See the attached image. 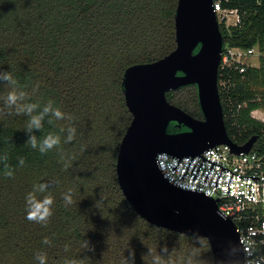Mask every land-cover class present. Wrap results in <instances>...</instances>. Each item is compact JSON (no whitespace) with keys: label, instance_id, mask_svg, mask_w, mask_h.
I'll list each match as a JSON object with an SVG mask.
<instances>
[{"label":"trees","instance_id":"trees-1","mask_svg":"<svg viewBox=\"0 0 264 264\" xmlns=\"http://www.w3.org/2000/svg\"><path fill=\"white\" fill-rule=\"evenodd\" d=\"M177 5L178 0H0V72H11L28 93L26 103L42 108L52 101L73 117L53 124L45 118L43 132L35 135L61 136L60 150L46 154L26 145L27 116L13 110L0 118V155L8 154L14 171L7 177L0 164V264H39L38 253L47 264H123L132 259L130 249L135 264H150V257L142 259L148 248L176 249L177 257L191 251V236L152 225L132 208L116 171L133 118L124 73L176 48ZM223 7L237 9L241 19L236 26L220 25L225 45L255 49L259 60L243 73L238 64L219 71L226 127L238 145L258 136L254 150L264 155V122L253 116L264 109V0H227ZM11 90L0 79V107ZM167 98L202 118L196 86L168 92ZM68 126L76 128V137L64 143L67 133L60 129ZM48 182L54 205L44 226L26 218V201L34 185ZM68 193L71 204L64 200ZM84 240L94 251L83 247ZM202 251L205 259L212 256L208 240Z\"/></svg>","mask_w":264,"mask_h":264},{"label":"water","instance_id":"water-1","mask_svg":"<svg viewBox=\"0 0 264 264\" xmlns=\"http://www.w3.org/2000/svg\"><path fill=\"white\" fill-rule=\"evenodd\" d=\"M176 48L165 57L127 68L123 90L132 122L120 145L116 171L119 186L132 208L147 222L173 232L206 237L212 255L230 244L245 256L236 225L219 210L218 201L170 184L157 166V156H198L220 145L236 155L249 154L258 141L244 145L229 136L219 90V68L225 40L214 0H178ZM196 86L202 118L172 104L167 93ZM188 131L170 133L171 124Z\"/></svg>","mask_w":264,"mask_h":264},{"label":"built area","instance_id":"built-area-1","mask_svg":"<svg viewBox=\"0 0 264 264\" xmlns=\"http://www.w3.org/2000/svg\"><path fill=\"white\" fill-rule=\"evenodd\" d=\"M225 1L214 0L218 23L236 26L241 21L239 12L224 8ZM256 52L225 45L219 71L238 64L240 72H245L246 60ZM227 84L221 82L223 90ZM261 113L262 117L256 118L264 122V111ZM156 162L170 184L217 200L221 213L236 225L243 248L250 247L255 253L253 259L264 264V155L254 149L236 155L230 146L220 145L195 157L161 153Z\"/></svg>","mask_w":264,"mask_h":264},{"label":"clouds","instance_id":"clouds-1","mask_svg":"<svg viewBox=\"0 0 264 264\" xmlns=\"http://www.w3.org/2000/svg\"><path fill=\"white\" fill-rule=\"evenodd\" d=\"M0 79H2L7 86L12 90L8 92L4 107H0V118H4L11 115L13 110L16 115H25L28 117L26 123L25 133L28 135V140L26 145H30L32 149L38 150L41 154H46L52 150H60L61 136L54 133H47L42 137L35 135L36 132H43L44 121L46 117H51L47 120L49 124H53L55 121L67 120L71 121L72 116L62 112L59 108L54 107L53 102L49 101L46 105L41 108L38 103H26L28 93L21 89L18 82L13 78L11 72H0ZM61 133H67L64 143H71L76 137V128L73 126H68L67 128H61ZM9 156L7 153L0 155V164L3 165L4 175L7 177H13L14 171L10 168L8 164ZM25 161L23 159L19 160V164L23 166ZM67 167V164L65 165ZM52 182L39 183L34 185V191L29 193L27 197V219L29 221L42 224L46 226L53 215V205L54 199L50 194V185ZM36 193L44 194L42 199H38ZM64 200L66 204H71L72 198L71 194H65ZM256 234L252 232V235ZM190 239L193 242L191 251L186 255H180L177 257V250L173 249L169 252L167 247L160 248L159 251H153L148 248L146 256L142 259L145 262V257H150V264H240V262L233 259L234 256L240 253V248L236 245L230 244L228 249L221 254L222 258H217L212 255L207 259L204 258L203 248L206 245L207 238L200 236L196 233ZM45 244H50L51 241L47 238L44 240ZM83 247L87 251H94L90 247V242L87 240L83 241ZM67 250V248H66ZM132 257L131 260L128 258L124 259L123 264H135V251L129 250ZM244 260L242 264H258L256 260L253 259L255 253L251 248H243ZM39 264H47V258L45 254L38 253L36 256ZM264 259V258H262ZM65 264H83V261H66Z\"/></svg>","mask_w":264,"mask_h":264},{"label":"rangeland","instance_id":"rangeland-1","mask_svg":"<svg viewBox=\"0 0 264 264\" xmlns=\"http://www.w3.org/2000/svg\"><path fill=\"white\" fill-rule=\"evenodd\" d=\"M258 62H259V60H258V53L257 52L254 54L253 57H251V58L246 60L247 66L258 64ZM257 115L262 117V113L261 112H258Z\"/></svg>","mask_w":264,"mask_h":264},{"label":"flooded vegetation","instance_id":"flooded-vegetation-1","mask_svg":"<svg viewBox=\"0 0 264 264\" xmlns=\"http://www.w3.org/2000/svg\"><path fill=\"white\" fill-rule=\"evenodd\" d=\"M186 131H188L186 127H181V128L177 127L175 129L169 128L170 133H179V132H186Z\"/></svg>","mask_w":264,"mask_h":264},{"label":"crops","instance_id":"crops-1","mask_svg":"<svg viewBox=\"0 0 264 264\" xmlns=\"http://www.w3.org/2000/svg\"><path fill=\"white\" fill-rule=\"evenodd\" d=\"M254 65L257 66L258 64H254ZM262 110L264 111V109L256 110V111L253 113V115H254L255 117H257V118H261L260 116L257 115V113H258V112H261Z\"/></svg>","mask_w":264,"mask_h":264}]
</instances>
